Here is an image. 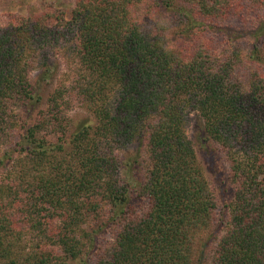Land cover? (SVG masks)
I'll return each instance as SVG.
<instances>
[{
	"label": "trees",
	"instance_id": "16d2710c",
	"mask_svg": "<svg viewBox=\"0 0 264 264\" xmlns=\"http://www.w3.org/2000/svg\"><path fill=\"white\" fill-rule=\"evenodd\" d=\"M262 11L264 0H75L7 14L0 264H200L201 235L219 226L210 264H264V37L250 53L230 41ZM58 55L67 72L46 93ZM76 107L92 123L76 127ZM194 116L226 156L230 201L187 134ZM136 145L139 181L118 154Z\"/></svg>",
	"mask_w": 264,
	"mask_h": 264
},
{
	"label": "rangeland",
	"instance_id": "374dc122",
	"mask_svg": "<svg viewBox=\"0 0 264 264\" xmlns=\"http://www.w3.org/2000/svg\"><path fill=\"white\" fill-rule=\"evenodd\" d=\"M74 1L75 0H0V28L4 24L5 16L9 13H17L24 15L27 14V12L40 9L41 7L47 5H54L57 8H62L66 11H70L74 5ZM263 15L264 11H262L261 13V16ZM263 20L261 21L256 19L255 22L249 20L246 23V29H250L251 31L237 34L236 36L232 37V40L227 39V42H229L230 40L235 43H240L242 44L241 47L244 48V51L246 53H250L252 51V46L257 41V39L259 37H264ZM234 21L235 20L232 19L229 23L236 24ZM254 25L256 28L254 27ZM231 36L232 35H229L228 38ZM221 39H224V37H221ZM51 66L52 73L51 78L49 79L50 81L48 83L46 82L43 86L46 93L52 91L57 84L58 78H60L62 74H65L67 72L68 61L59 55L57 57L53 56L51 58ZM40 73V70H37L32 73L31 78L33 82L38 81ZM68 116L74 122L76 127L89 124L90 122L92 123L93 121V118L90 113L87 112L86 109L83 107L73 108L71 111L68 112ZM202 126L203 124L199 120V118L194 116L193 121L187 129V134L189 138L197 142L196 148L198 151V157L200 158L203 166L205 167L206 177L210 183L211 188L214 189L213 192H215L222 199L226 198L227 201H230L233 196V186L227 179V175L229 173V166L226 162V156L224 152L220 151L218 147L217 148L219 149V151L216 154L214 153V151H212V148L210 146L204 145L202 140H199L204 130ZM201 146L204 150H200ZM6 150L7 146H3L0 149V155H2L3 152ZM138 152V145L127 150H120L118 152V154L123 157L126 162L128 161L130 162V164H132L133 176L137 179V181L142 180V175L146 173V168L148 166L145 151L142 153L141 156L138 154ZM134 160L136 162L135 166ZM0 176H2L1 173ZM223 178L225 179V182L222 181ZM225 230V228H222L220 226L216 228L212 227L201 235L198 248L199 255H201L200 258L202 259L200 264L211 263L215 251L214 249L218 242V238L224 235Z\"/></svg>",
	"mask_w": 264,
	"mask_h": 264
}]
</instances>
